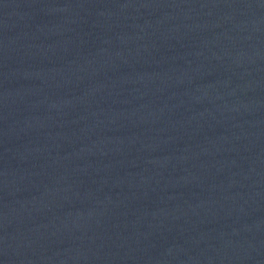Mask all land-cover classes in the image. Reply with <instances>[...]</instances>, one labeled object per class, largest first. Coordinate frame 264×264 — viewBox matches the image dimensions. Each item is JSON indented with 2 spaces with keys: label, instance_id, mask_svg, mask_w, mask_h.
Instances as JSON below:
<instances>
[{
  "label": "water",
  "instance_id": "95a60500",
  "mask_svg": "<svg viewBox=\"0 0 264 264\" xmlns=\"http://www.w3.org/2000/svg\"><path fill=\"white\" fill-rule=\"evenodd\" d=\"M0 264H264V0H0Z\"/></svg>",
  "mask_w": 264,
  "mask_h": 264
}]
</instances>
